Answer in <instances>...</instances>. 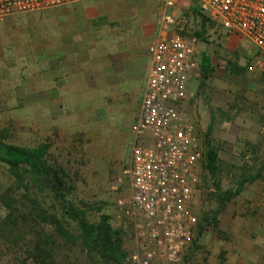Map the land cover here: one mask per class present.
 <instances>
[{"label": "rangeland", "instance_id": "rangeland-1", "mask_svg": "<svg viewBox=\"0 0 264 264\" xmlns=\"http://www.w3.org/2000/svg\"><path fill=\"white\" fill-rule=\"evenodd\" d=\"M145 1H150L148 10L152 14V0ZM182 5L185 19L202 32L200 57L209 56L213 66L206 79L201 71V76L193 83V96L189 98L187 109L195 114L203 141L210 134L212 144L218 149L221 191L215 188L212 176L206 174L200 218L205 228L199 235V227L179 264H232L228 254L229 248H233L231 228L235 217L251 219L257 226L264 227V72L247 70V54L254 46L246 38L231 36L210 23L204 24L203 29L201 18L193 13V0H182ZM112 7L115 8V2ZM136 13L143 11L130 6L115 11L117 17L120 16L119 22L134 18ZM21 53L6 52L9 57L0 63V132H6L8 142L16 145L34 147L48 143L50 163L65 172L67 184L71 186L68 198L85 209L91 221L108 215L111 224L124 231L129 254L135 246L134 228L127 222L123 210L132 195L129 165L134 144L132 129L144 88L132 92L122 86L88 88L77 81V87L66 95L57 113L56 106L50 110L41 103L38 65L29 63L33 58L26 61ZM147 77L148 72L145 81ZM258 173H261L260 178L246 183L240 194L226 204L222 225L215 227L211 217L220 206L219 195L235 190L242 179ZM27 181L25 178L21 182L0 163V196L14 197V204L23 210L33 207V201L27 198L30 194L22 187ZM30 185L31 195L38 196L49 208L54 196L50 187L33 182ZM8 213L0 201V223ZM205 217H209L211 223L206 222ZM65 224L77 241H60L56 264H105L81 245L76 223L70 220ZM53 230V225H45V232ZM8 235V231L0 229V264H34L31 259L27 261L28 243H22L21 254L15 257L18 252L8 247L6 239L11 238ZM29 237L25 242H29ZM262 238L264 241V236ZM259 251L264 253V249ZM126 264H132L128 257Z\"/></svg>", "mask_w": 264, "mask_h": 264}, {"label": "built area", "instance_id": "built-area-1", "mask_svg": "<svg viewBox=\"0 0 264 264\" xmlns=\"http://www.w3.org/2000/svg\"><path fill=\"white\" fill-rule=\"evenodd\" d=\"M83 1L89 0H0V21ZM157 2L148 77L132 129V195L123 210L134 228L132 264H179L203 213L205 146L197 118L187 109L192 85L201 76L200 37L183 16L182 0ZM197 4L200 16L254 46L247 70L264 72V0Z\"/></svg>", "mask_w": 264, "mask_h": 264}, {"label": "crops", "instance_id": "crops-1", "mask_svg": "<svg viewBox=\"0 0 264 264\" xmlns=\"http://www.w3.org/2000/svg\"><path fill=\"white\" fill-rule=\"evenodd\" d=\"M135 1L90 0L8 17L0 21V63L9 57L6 52H23L26 61L33 58L34 62L29 63L38 65L39 99L50 110L56 106L57 113L66 95L77 87V81L88 88L122 86L138 91L146 82L158 2L152 0L150 14V1ZM124 6L137 7L143 13L119 22L115 11ZM111 12L114 13L110 15ZM224 216L226 212L221 214L218 227ZM233 223L230 262L264 264V253L259 251L264 249V227L241 216H236Z\"/></svg>", "mask_w": 264, "mask_h": 264}, {"label": "trees", "instance_id": "trees-1", "mask_svg": "<svg viewBox=\"0 0 264 264\" xmlns=\"http://www.w3.org/2000/svg\"><path fill=\"white\" fill-rule=\"evenodd\" d=\"M193 2V13L199 15L204 29V24L211 22L204 16H200L197 0H193ZM196 34L201 37L202 32L197 30ZM200 65L203 78L206 79L213 71L211 58L205 54L202 55ZM204 146V171L212 176L215 188L221 191L219 152L212 144L210 134L207 135ZM48 150V143H42L34 147L9 143L8 134L0 132V163L5 164L9 173L21 182L25 178L28 180L27 183L22 185L25 189L24 192L31 195L30 184L33 182L35 184L41 183L45 188L49 186L50 192L54 194L53 202L49 208L45 207L38 196L29 195L27 198L33 201V207L28 210L17 208L14 204V197L0 196V201L3 202L6 211L9 212L4 221L0 223V229L8 231V237H11H7L8 239H6V236L4 237L8 242V247L15 253L18 252L15 255V257H18L21 254L19 249L22 243L24 242V245L28 243V248L25 250V252H28L27 256H29L27 261L31 259L34 264H56L55 256L60 247V241L68 240L72 243L77 241L69 226L65 224V221L70 222L71 220L76 223L80 231L81 245L90 253H94L105 264H126L128 251L125 248L122 228H115L111 224L109 216L105 214L100 216L98 220L91 221L88 218L87 211L77 207L68 198L71 186L67 184L65 172L50 163ZM260 177L261 173H258L257 176L245 177L238 183L235 190H228L219 195L220 206L211 217L215 227H218V216L224 212L226 204L240 194L246 183L255 181ZM39 190H43L41 186ZM19 201L22 202V200ZM209 219V217H205V221L211 223ZM46 224L53 225L54 230L50 233L45 232ZM199 227L198 234L200 235L203 233L205 226L199 223ZM26 237H29V242H25Z\"/></svg>", "mask_w": 264, "mask_h": 264}]
</instances>
